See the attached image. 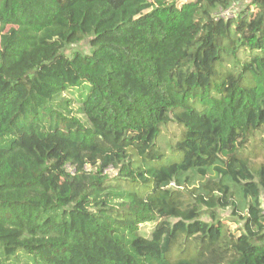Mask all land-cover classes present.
Instances as JSON below:
<instances>
[{
    "label": "trees",
    "instance_id": "1",
    "mask_svg": "<svg viewBox=\"0 0 264 264\" xmlns=\"http://www.w3.org/2000/svg\"><path fill=\"white\" fill-rule=\"evenodd\" d=\"M182 1L0 0V264H264V0Z\"/></svg>",
    "mask_w": 264,
    "mask_h": 264
},
{
    "label": "rangeland",
    "instance_id": "2",
    "mask_svg": "<svg viewBox=\"0 0 264 264\" xmlns=\"http://www.w3.org/2000/svg\"><path fill=\"white\" fill-rule=\"evenodd\" d=\"M188 1H193V0H183L179 4L185 3V2H188ZM247 4H248L247 0L244 1V2H241V3L237 4L233 10L223 13L221 16L222 17L231 16L232 14L242 10L244 8V6H247ZM75 52H80V53H82L84 55H89L91 53V46L89 44L88 38H85L80 43L69 45L64 50V54L67 57H70ZM66 97L68 99H71V100H76L78 98V91L77 90H73V92L66 94ZM77 106H78L77 103H75V104H72V106H69V107L71 109H76ZM261 207L264 210V193H262V196H261ZM218 214H219L220 218H222L224 221H227V223L229 225V229L231 231L236 232L237 229H239L241 227L242 223L240 221H238L236 219L232 220L229 217V215L231 214V208L220 210V211H218ZM201 219L205 220V221L207 220V218L205 216H203ZM151 228H152L151 224H148V225L144 226V229L147 230V231H149Z\"/></svg>",
    "mask_w": 264,
    "mask_h": 264
},
{
    "label": "built area",
    "instance_id": "3",
    "mask_svg": "<svg viewBox=\"0 0 264 264\" xmlns=\"http://www.w3.org/2000/svg\"><path fill=\"white\" fill-rule=\"evenodd\" d=\"M227 12V11H226Z\"/></svg>",
    "mask_w": 264,
    "mask_h": 264
}]
</instances>
